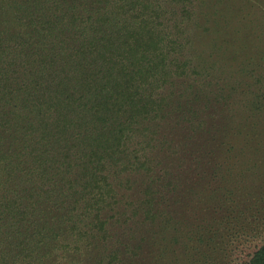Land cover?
<instances>
[{"label":"trees","instance_id":"16d2710c","mask_svg":"<svg viewBox=\"0 0 264 264\" xmlns=\"http://www.w3.org/2000/svg\"><path fill=\"white\" fill-rule=\"evenodd\" d=\"M122 14L103 0H0V205L10 215L22 194L37 198L35 224L8 233L26 264L95 251L87 259L112 264L138 249L111 247L120 206L107 195L159 123L153 88L174 41L166 56L157 24ZM249 264H264V244Z\"/></svg>","mask_w":264,"mask_h":264},{"label":"rangeland","instance_id":"374dc122","mask_svg":"<svg viewBox=\"0 0 264 264\" xmlns=\"http://www.w3.org/2000/svg\"><path fill=\"white\" fill-rule=\"evenodd\" d=\"M106 2L157 24L166 56L174 41L170 76L153 88L159 123L110 180L106 206H120L111 247L138 246L112 264H249L264 244V0ZM20 197L11 216L0 205V264H26L8 233L35 224L26 206L37 198ZM95 252L64 264H97Z\"/></svg>","mask_w":264,"mask_h":264}]
</instances>
